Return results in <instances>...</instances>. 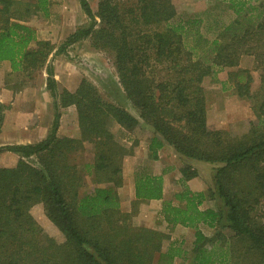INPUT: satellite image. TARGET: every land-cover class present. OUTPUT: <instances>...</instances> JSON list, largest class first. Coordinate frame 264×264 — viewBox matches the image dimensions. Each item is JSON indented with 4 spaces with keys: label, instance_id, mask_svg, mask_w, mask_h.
<instances>
[{
    "label": "trees",
    "instance_id": "1",
    "mask_svg": "<svg viewBox=\"0 0 264 264\" xmlns=\"http://www.w3.org/2000/svg\"><path fill=\"white\" fill-rule=\"evenodd\" d=\"M79 1L90 24L57 48L29 25L34 17L50 15V0H0V64H9L11 74L45 70L54 109L44 140L0 147V155L19 157L14 167L0 166V264H174L188 256L181 242L171 240L177 226L195 230L189 264H264V0H225L236 19L211 40L201 17L177 20L171 0H133L125 7L100 0L96 13L88 0ZM84 40L113 56L138 118L106 101L87 79L75 92L59 90L49 59ZM243 56L252 57L261 72L262 93L256 97L250 70L239 68ZM224 69H234L229 80L239 97L252 101L256 118L245 122L249 128L238 137L234 126L217 130L207 119L203 81ZM69 106L77 110V139L59 136L61 110ZM3 120L2 112L0 131ZM111 122L128 133L151 128L152 161L168 145L191 162L212 165L214 187L193 191L187 183L199 172L187 163L179 171L181 189L165 200L166 171L155 175L139 168L135 200L125 213L117 190L123 186L124 158L134 154L138 141L124 146ZM86 145L93 149L96 186L85 193L86 181L71 157ZM213 198L219 207L202 210ZM153 200L163 202L160 216L169 233L132 223L137 206ZM36 204L63 235L62 243L35 221ZM200 226L214 229V236Z\"/></svg>",
    "mask_w": 264,
    "mask_h": 264
},
{
    "label": "rangeland",
    "instance_id": "2",
    "mask_svg": "<svg viewBox=\"0 0 264 264\" xmlns=\"http://www.w3.org/2000/svg\"><path fill=\"white\" fill-rule=\"evenodd\" d=\"M50 15L45 18L42 15L40 17H34L29 21V25L36 29L38 38L44 41H50L55 47H59L70 34L75 32L78 28L82 26H88L90 20L85 15L80 6L79 0H50ZM89 4L94 13L98 10V3L100 0H88ZM120 1L123 7L128 3L133 2V0H116ZM177 12V20L182 18H187L189 16H199L203 19L202 31L205 37L208 39H214L219 32L225 29V26L229 25L233 20L236 19V15L232 10H230L225 4V0H171ZM100 22L99 19L96 20ZM154 30V27L151 28ZM52 63L54 70H56L58 76L61 78L67 75L68 67L67 65L72 64L73 70L76 72V77L83 76L84 79L90 81L93 85L97 87L103 98L115 105H118L133 116L139 117L138 111L133 107V105L125 98L123 90L119 84L117 70L114 64V58L110 53L101 52L95 50L92 46L90 40H84L75 45L70 46L67 49L66 54H61L56 57L51 56L49 63ZM253 59H247L245 65L246 68L253 67ZM242 68V70H244ZM234 70V69H232ZM249 70V69H246ZM254 72L255 70L251 69ZM163 72L162 75H164ZM220 74V79H219ZM47 78L46 71L27 75V74H11L9 64H0V93L5 90L6 96L0 95L1 103L3 104L4 111L0 108V119L1 114L4 112L5 119L3 124L6 126V135L11 139L16 134L15 128L17 126H23L28 128H35L38 125L44 124L52 126L51 118H53V98L51 95H45L44 81ZM82 78V79H83ZM225 81H222L224 80ZM229 74H225V69L220 71L216 76L209 77L204 80L205 95L210 101V105L214 108L215 113L220 111L217 107L225 105L223 99L227 96L228 100H233L235 96V87L232 80L229 81ZM48 92V90L46 89ZM9 92V95H7ZM11 92V93H10ZM13 93V94H12ZM252 93L254 96H258L262 93V84L259 80L255 79L252 83ZM11 94V95H10ZM242 104L240 107L230 109L231 112L236 113L235 115L225 116V130L230 129L231 126L235 127L234 134L235 137L243 134L247 131L249 125H246V121L255 118L252 115V101L243 99L240 101ZM52 106V107H51ZM224 109V108H223ZM237 112H240L237 114ZM244 112V114L242 113ZM52 113V116H51ZM229 116V117H228ZM217 117L214 115L209 122L213 128H217L216 121ZM224 123V118L222 120ZM220 124V123H218ZM51 127H48L44 133H49ZM111 131L115 134L116 138L126 147L130 148L134 141H138V148L134 150L133 156L138 157L139 160L133 165L132 162L127 163V170L129 174L138 170L139 168H144L147 171L154 172L155 167L151 159L146 156L145 147L141 146L142 143H147L152 137L151 128L148 126H143L138 128L133 133L123 132L115 122L110 124ZM244 130V131H243ZM243 132V133H242ZM142 142V143H141ZM171 148V147H170ZM172 149V148H171ZM90 145H86L85 149L81 152L75 153L72 157V163L77 166L80 172L83 174L86 181V185L82 192H90L95 188V184L92 183V164H93V151ZM173 151V150H172ZM168 150L166 152L165 160L162 161L172 162L175 164L176 168L175 176L169 182H167V199H171L173 194L181 189L179 184V179L181 178L180 169L188 164H193L199 172L200 179L203 181V188L208 189L213 188V177H214V167L212 165H206L199 162H194L183 158L179 154H176ZM17 155L4 154L0 155V166L11 168L17 164ZM139 164V165H138ZM153 164V165H152ZM162 167V164H161ZM157 169H160L159 167ZM156 169V170H157ZM180 177V178H179ZM178 189V190H176ZM122 197V196H121ZM120 197V199H121ZM127 201V200H126ZM162 205V203H160ZM220 202L215 198L208 200V205L212 208L219 207ZM129 207L131 204L129 202ZM146 204H141L137 206V212L132 216V223L136 226H145L146 224H156V227L162 226V221L147 216V210L149 207ZM31 215L38 223V225L43 229L44 233L49 237L56 240L58 243L64 241L63 235L60 233L58 228H56L53 223L45 216L43 206L41 204H36L31 208ZM168 229V227H167ZM224 231V230H223ZM188 233H176L174 239L177 242L183 244V248L187 251L189 256L177 259L174 264H189L192 255L195 236V230L185 231ZM205 235L207 237H212L215 234V230L211 228H205ZM169 233V229L168 232ZM170 232L169 234H172ZM175 233V232H174ZM225 233V231H224ZM168 244V241L165 245Z\"/></svg>",
    "mask_w": 264,
    "mask_h": 264
},
{
    "label": "crops",
    "instance_id": "3",
    "mask_svg": "<svg viewBox=\"0 0 264 264\" xmlns=\"http://www.w3.org/2000/svg\"><path fill=\"white\" fill-rule=\"evenodd\" d=\"M250 58H252V57L243 56L241 58L239 68L242 69L243 66L245 65L247 59H250ZM253 65H254L253 67H249V68L244 67L243 69L244 70H246V69H249V70L252 69L253 70L254 69L255 70L254 72L250 71L253 80L255 79V81H256V79H257V80H259L261 82V79H260L261 72L256 69V62H255L254 59H253ZM67 67H68V70H69L67 75H65L64 77L61 78L56 73L57 71L54 70V73H55L54 78L57 81L58 88H59L60 91L63 90V89H66L69 92H75L77 90V88H78L83 76L81 77V74H80V77H76V72L73 70L72 64L67 65ZM231 71H232V69H225V74L226 75L230 74ZM220 77L221 76L219 74V79H220ZM207 78H209V77H207ZM207 78H205L204 80H206ZM222 81H225V79L222 80ZM229 81H231V80H229ZM203 83H204V81H203ZM43 86H44L43 89L45 90V95H47V96L51 95L49 92L46 91V79L44 81V85ZM202 86H203V89L205 90L204 84H202ZM3 91H4V94H3V92L0 93L1 97H2V95L6 96L5 90H3ZM7 93H8L7 95H9V92H7ZM205 97H206V95H205ZM227 98L228 97L225 96V98L223 99V101L225 102L224 107L223 106L217 107V110L220 111V112L215 113L214 108H212L211 105H210V101H209L208 97H206L207 119H208V122H210V120L212 118H214V115L217 117L216 121L215 120L213 121V122L217 123V128H216L217 130H225V125H224L225 124V116L226 115L230 116L232 114L235 115L236 114V113H234L235 112V108L240 107L241 104H242L240 101L241 100L243 101V99H244V98L239 97L237 95L236 91H235V96H234L233 100L227 101L228 100ZM0 104L3 106V104L1 103V100H0ZM230 109H233L234 112H231ZM61 113H62V116H61V121H60L59 136L69 137V138H73V139L79 138L80 137V129H79V123H78V116H77L76 107L75 106H69L67 108L62 109ZM239 113L240 112H237V114H239ZM242 113L244 114V112H242ZM3 115H5L4 112H3ZM252 115H254L253 110H252ZM51 116H52V113H51ZM254 117H255V115H254ZM223 118H224V123L222 122ZM4 119H5V116H4ZM255 119L256 118L253 119V117H252L249 120H255ZM51 122H53V118H51ZM218 123H220V124H218ZM49 126L51 127L50 124H49ZM49 126H48V124L45 125V126H44V124H41V125L36 126L35 128L17 126L15 128L16 134L14 135V137L9 139L8 135H6V126H5V124L2 123L1 131H0V147L4 146V145H12V144L25 145V144L38 143V142L44 140L47 137L48 133H44V131L47 129V132H48V127ZM119 128L123 132H126L121 127H119ZM126 133H128V132H126ZM149 141L150 140H148L147 143H145V146H144V143L141 142L142 143L141 146L143 148L144 147L146 148L145 151H146V156L148 158H149ZM134 142H133V144H134ZM168 150L172 151V149L168 145H166L159 152V160L152 161L154 163L153 167H155L154 172L152 171L153 174L161 175V174H163V171H166L164 173V197H165V200H170V199H167V196H166L167 195V187H166L167 186V182H169L176 175L175 172H174L176 170V168H174L175 164L172 163V162H169V161H166V162L162 161L165 158L166 152ZM172 152H174V150ZM4 154H11L12 155V153H3L2 155H4ZM135 156L131 155V156H126L124 158V161H123V186L117 190L119 196L120 197L122 196L121 197V209L125 213L131 212V208L129 207L128 204H129V202L131 204L135 200L134 174L133 173L129 174V171L127 170V163L128 162H132L133 165H134L137 162V160H139V158L135 157ZM161 164H162V167H161ZM158 167L160 169H157ZM175 177H177V176H175ZM202 183H203V181L200 179V177H196V178L190 180L187 184L193 191L205 192L206 189L203 188V186H202L203 184ZM176 190H178V189H176ZM160 203H163V202L162 201L153 200V201H150V202H147V203H144V204L145 205L147 204L148 205L147 207H149V209L146 212L147 216L148 217L151 216V219L152 218L155 219V217H156L157 220L160 219V221H162V226L156 227L155 223L154 224H146L145 226L148 227V228H151V229H155V230L167 233L168 232V229H167L168 225L166 224V222L160 216V210H161V207H162V205ZM209 208H212V207L208 205V200H205L203 205L201 206V209L205 210V209H209ZM200 228L204 232L205 228H207V227L200 226ZM189 230H193V229L185 228V227H182V226L175 227L173 233L170 234L171 235V240L172 241H177V240L174 239V236L176 235L177 232L178 233H188V232H185V231H189ZM204 234H205V232H204ZM194 236H195V232H194ZM175 263H176V261H175Z\"/></svg>",
    "mask_w": 264,
    "mask_h": 264
},
{
    "label": "water",
    "instance_id": "4",
    "mask_svg": "<svg viewBox=\"0 0 264 264\" xmlns=\"http://www.w3.org/2000/svg\"><path fill=\"white\" fill-rule=\"evenodd\" d=\"M51 63V62H50Z\"/></svg>",
    "mask_w": 264,
    "mask_h": 264
}]
</instances>
